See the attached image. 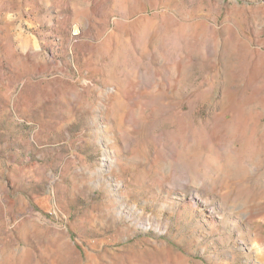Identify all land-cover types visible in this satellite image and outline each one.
I'll return each instance as SVG.
<instances>
[{"label":"rangeland","instance_id":"1","mask_svg":"<svg viewBox=\"0 0 264 264\" xmlns=\"http://www.w3.org/2000/svg\"><path fill=\"white\" fill-rule=\"evenodd\" d=\"M0 264H264V0H0Z\"/></svg>","mask_w":264,"mask_h":264}]
</instances>
